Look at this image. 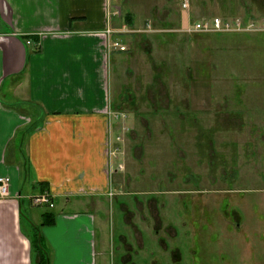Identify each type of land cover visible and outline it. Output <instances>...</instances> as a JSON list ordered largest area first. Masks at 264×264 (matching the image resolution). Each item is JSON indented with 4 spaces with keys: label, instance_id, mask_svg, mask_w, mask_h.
Returning a JSON list of instances; mask_svg holds the SVG:
<instances>
[{
    "label": "crops",
    "instance_id": "obj_1",
    "mask_svg": "<svg viewBox=\"0 0 264 264\" xmlns=\"http://www.w3.org/2000/svg\"><path fill=\"white\" fill-rule=\"evenodd\" d=\"M150 1L0 0V176L10 182V196L0 199V264H39L31 243L36 236L47 254L52 251L49 264H264L263 249L235 243L242 234L239 221L237 228L232 221L259 215L232 197L240 190L227 185L237 170L232 168L240 149L234 140L236 122L245 124L244 130L252 128L251 119L261 123L264 138V100L257 95L256 100L224 103L221 109L188 96L174 98L171 85L165 84L167 76L155 71L150 48L152 70L140 75L137 59L142 55L124 37L147 32L134 25L177 21L182 29L202 20H190L191 9L197 17L205 16L195 0H189V9L182 7V0L158 8ZM218 2L211 5L221 15L240 12L246 25L263 24L252 18L264 14V0H235L229 8ZM115 8L120 16L110 14ZM258 33L264 34H229L234 35L231 42H245L241 62L255 69L261 60L249 65V57L260 55L264 38L244 35ZM111 41L128 49H111ZM235 65L241 66L239 60ZM178 66L181 74L185 61ZM242 74L251 76V70ZM253 83L245 82L241 89H255ZM261 85L257 90L264 89ZM111 113L126 118L115 121ZM220 133L227 137L223 144L216 141ZM118 135L123 136L122 154L115 160L110 153ZM160 149L174 164L166 183L158 194H139L137 187L147 180H136L134 168L145 165L146 171L148 156ZM173 155L178 169L194 170V177L172 178L177 165ZM119 164L123 171L117 170ZM204 166L231 175L204 178L198 173ZM188 187L206 188L203 193L212 196L201 197L220 202L218 211L212 205L210 210L219 218L222 213L232 216L221 231L210 224L207 231L200 228L198 216L202 220L204 212L197 205L188 212ZM41 194H49L55 206L34 212L30 229H25L23 201ZM222 195L230 199L231 211L230 204L222 210ZM191 197L198 202L197 196ZM160 203L164 225L158 228L151 209ZM45 214L54 216L53 224H46ZM258 238L256 244L262 245Z\"/></svg>",
    "mask_w": 264,
    "mask_h": 264
},
{
    "label": "rangeland",
    "instance_id": "obj_2",
    "mask_svg": "<svg viewBox=\"0 0 264 264\" xmlns=\"http://www.w3.org/2000/svg\"><path fill=\"white\" fill-rule=\"evenodd\" d=\"M139 1L141 2L142 0ZM143 1L145 2V0ZM218 1L219 6L225 8H229L230 5L232 6L236 4L235 0H228L232 3L228 2L227 0ZM176 2L177 0L150 1L153 6H156V8H158V6H162L163 3L166 7L174 6ZM211 2H213V0H195V3L200 8V11L205 14V16L197 17L191 9V13L189 12L190 20H203V18L210 20L211 18H216L218 16L219 18L222 17L226 20L234 19L236 17L242 18L243 14H239L240 12L232 13L228 16L219 14V12L223 13V11L221 12L213 10ZM226 12L227 11H224V13ZM123 14L125 16V10H123ZM252 19H256V22L259 23L264 20V14L255 15V17H253ZM143 26V24L137 26L134 25V27H137L138 30L145 29ZM181 26L182 24L178 23L177 21L169 25L153 23L151 26L154 30L153 32L141 33L139 35L132 34V37L130 38L129 36L124 37L125 42L128 43V45L132 46L133 50H138L140 55H142L137 59V62L140 64V75L143 76L144 70L146 72L147 69H149V73L150 70H152L151 62L147 57V51H149L150 48V50L153 51V57L155 58L154 60L156 62L154 65L156 67L155 71L162 72L163 75L167 76L168 79L167 83L165 82V84L166 86L171 85L172 96L174 98H184L185 96H188L189 99L193 101H197L200 99L201 102L204 103L209 104L212 102L211 104L214 105L219 104L220 108L222 107V104L224 107V103L227 102L235 103L241 102L243 101V99H259L257 98V95H260L261 99L264 100V89L260 91L257 90L258 88H260L259 85L261 84H263L261 86H263L264 88V41L260 43V55H254L256 57L255 59L249 57V65L253 64V60L256 62L261 60V63L257 64L259 67H256L255 69L253 66H244L241 62L242 55L247 50V46H245V42H231L230 37L234 35L201 34L189 36L180 32ZM244 36L249 37L253 40L264 38V34L261 33ZM169 38L170 42H168ZM156 48H165V50L159 53L160 50ZM144 49H146V51H144ZM182 60L185 61L186 67H183L184 70L181 72V74H179L178 72H180L182 68L178 66V62L180 61L181 66ZM237 60H239L241 64L239 68L235 65V63H237ZM158 64L161 67H158ZM226 67L230 68L233 71H231L230 73L225 72L224 69ZM247 69L251 70V76H243L242 70L245 71ZM257 72H260V74H258ZM181 77H183L186 81L184 82ZM169 80L171 82H169ZM251 81H254L253 84H255V89H248L247 92H245L244 89H241L243 83ZM258 82L262 83L259 84ZM236 124L237 127H239V130L237 131L236 127L234 140L240 147V149L238 150V155L237 158H235V164L234 166H232V168L236 167L237 170L233 171V175H231V172L209 171L206 169L207 167L204 166L205 169L199 170L198 173H200V175L204 178H208L211 175H214L216 178L225 176L228 177V175H231L230 177L233 180L227 184L230 185L228 186L229 189H236L238 191L240 190L239 193H236L232 197L237 198L247 204L249 207V212L259 215V218H243L242 222H240V220L238 219L232 221V226H234V228H237V221H239L238 223L240 224V226H238V228H240V233L242 234L241 237L235 238V243L240 242L243 246H245L246 244H250L253 249L260 248L264 250V138L260 137V130L263 131L262 124L254 122L251 119V123H249V125H251L252 128H247L245 130L242 127L245 124H243L242 122H236ZM205 125L208 124L206 123ZM192 138H194V135H192ZM226 140V135H223L221 133L216 135V141L219 144H223L224 142H226ZM191 142H193V140ZM157 144H161L160 141ZM243 145H246L247 148ZM167 150L170 152V149ZM148 157L149 158L147 161L148 165L146 163V171L144 170L145 165L143 166L142 170L137 171L136 168H134L135 170L133 172H135L136 180H147L144 182V187H137V190L139 194H146L145 192H148L149 190L154 191V193L158 194V189H161L163 187V184L166 183V178L168 175L167 171L171 168V165H174L171 161H169L170 157L172 156L160 149L156 154H154L153 151L152 154ZM173 157H176L177 165L176 168L172 171V178H182L183 175H185L186 178L194 177L193 175L196 171L179 170V162L177 160L178 157L177 155H173ZM144 174L146 175V177L144 176ZM128 175L129 171L128 173L125 172V174H120L118 180H122L125 176ZM132 189L136 188L134 187ZM187 189L189 193L187 195L188 197L186 196L185 198H187L186 205L188 212H191L189 210H192L193 212V210L195 209L193 205H197V207H199V210L202 209V212H204V214H202V220L200 219V215H197L199 221H201L200 228L203 231L208 230V224L213 225L212 229H218V231H221L223 229V225L226 222L229 223V221L232 219V216L226 215L225 213H222L223 217L220 216L219 218L217 212H212V210H210V205H212L213 207H218L215 209L216 211H218V209L220 208V202L210 203L207 202L208 198L205 201V198L203 197L212 196L203 193L206 192V188L188 187ZM191 196H197L195 201L198 199V202H191ZM222 197L223 200L221 201V207L222 210H224L226 209L225 206H228L230 204V199L224 195H222ZM157 198H160L161 200L164 197L159 196ZM30 202L31 201L29 199L23 201V224L25 229H30V216L34 212H38L41 214L48 211L49 209L46 206L33 208ZM151 205L153 206V204ZM203 206H205V208H203ZM232 209V204H230L227 210L231 211ZM151 210H154V212L152 213ZM151 210L150 212L155 217V227H163L164 216L162 204L160 203L158 206L157 204H154V209ZM240 213L242 214L243 212L240 211ZM251 228L254 230V232L247 231ZM227 229L230 231L232 229L231 225L228 226ZM236 231H238V229H236ZM257 233H259V235ZM216 234H214V236ZM256 237H259L258 239H260V242L263 246L260 244H256ZM113 241L114 239H112L111 243H113ZM116 243L117 240H115V244ZM47 252L51 257L52 251L49 250Z\"/></svg>",
    "mask_w": 264,
    "mask_h": 264
},
{
    "label": "built area",
    "instance_id": "obj_3",
    "mask_svg": "<svg viewBox=\"0 0 264 264\" xmlns=\"http://www.w3.org/2000/svg\"><path fill=\"white\" fill-rule=\"evenodd\" d=\"M118 0H111V2H117ZM182 7L184 9H189L190 1L182 0ZM112 16H120L121 11L117 8L110 11ZM143 31L153 32L151 26H147ZM180 32L184 34H238V33H251V32H264V21L261 26L255 24L246 25L242 19H222L219 17L212 18L210 20L204 19L198 22H194L187 26L186 28L180 29ZM110 48L119 51H126L127 47L120 41H111ZM111 118L115 121L125 119L126 115L120 113H111ZM123 136H116L115 142L112 145L110 156L112 159L118 160L119 156L122 154L120 145L123 142ZM117 170L123 171V164L117 166ZM10 196V182L7 178L0 176V199L8 198ZM33 206L41 207L46 206L48 208H54V202L49 194H41L31 198Z\"/></svg>",
    "mask_w": 264,
    "mask_h": 264
},
{
    "label": "trees",
    "instance_id": "obj_4",
    "mask_svg": "<svg viewBox=\"0 0 264 264\" xmlns=\"http://www.w3.org/2000/svg\"><path fill=\"white\" fill-rule=\"evenodd\" d=\"M46 224H53L54 223V216L52 214H45ZM32 247L36 253L39 254L40 262L39 264H49V256L45 252L42 244H41V238L39 236H36V239L34 241H31Z\"/></svg>",
    "mask_w": 264,
    "mask_h": 264
}]
</instances>
